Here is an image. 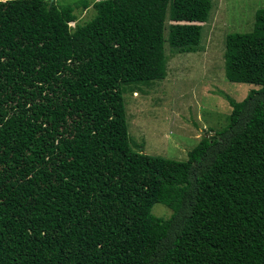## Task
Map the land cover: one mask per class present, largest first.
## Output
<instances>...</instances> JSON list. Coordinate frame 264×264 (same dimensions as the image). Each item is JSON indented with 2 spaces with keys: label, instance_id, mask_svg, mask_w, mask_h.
<instances>
[{
  "label": "trees",
  "instance_id": "obj_1",
  "mask_svg": "<svg viewBox=\"0 0 264 264\" xmlns=\"http://www.w3.org/2000/svg\"><path fill=\"white\" fill-rule=\"evenodd\" d=\"M211 9L0 0V264H264V8L226 36L225 78L258 89L224 97V128L185 161L135 151L128 135L126 89L166 77V41L199 51Z\"/></svg>",
  "mask_w": 264,
  "mask_h": 264
},
{
  "label": "rangeland",
  "instance_id": "obj_2",
  "mask_svg": "<svg viewBox=\"0 0 264 264\" xmlns=\"http://www.w3.org/2000/svg\"><path fill=\"white\" fill-rule=\"evenodd\" d=\"M53 1L66 5L77 0ZM210 1L212 9L202 25L199 51L179 54L166 41V77L149 86L126 89L123 100L133 150L185 161L203 135L211 136L225 127L231 113L225 96L240 102L250 90L258 89L255 85L230 83L225 78L224 52L227 35L252 30L254 14L264 8V0ZM74 14L77 20L69 24L71 28L90 21L95 11L90 6ZM170 23H165V39ZM151 213L162 219L172 214L161 204H155Z\"/></svg>",
  "mask_w": 264,
  "mask_h": 264
}]
</instances>
